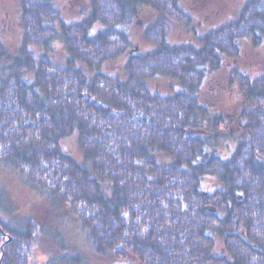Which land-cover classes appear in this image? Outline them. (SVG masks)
<instances>
[{"label": "trees", "instance_id": "16d2710c", "mask_svg": "<svg viewBox=\"0 0 264 264\" xmlns=\"http://www.w3.org/2000/svg\"><path fill=\"white\" fill-rule=\"evenodd\" d=\"M53 1L18 0L19 47L9 54L0 42V166L73 219L99 257L138 264H264V124L251 117L262 112L264 76L235 82L245 99L242 115L252 124L238 132L226 161L204 153L196 132L205 111L193 97L204 77L201 67L215 70L220 54L237 56L239 37L264 36V0L246 3L236 20L208 32L197 47L165 42L166 19L188 25L177 0H90L86 17L68 26ZM141 7L158 15L144 33L154 49L130 55L123 80L101 74L128 47L115 27ZM56 21L60 32L47 26ZM95 25L103 29L91 35ZM55 37L68 56L64 68L47 57L34 59L29 50L47 55ZM156 76L186 93L151 94L146 81ZM214 119L206 141L230 137ZM74 133L80 164L61 147ZM157 154L168 162L158 163ZM204 176H215L222 190L204 195ZM208 203L221 216L205 210ZM37 233L31 221L12 226L0 216V264H28ZM213 237L227 256L212 254Z\"/></svg>", "mask_w": 264, "mask_h": 264}, {"label": "rangeland", "instance_id": "374dc122", "mask_svg": "<svg viewBox=\"0 0 264 264\" xmlns=\"http://www.w3.org/2000/svg\"><path fill=\"white\" fill-rule=\"evenodd\" d=\"M90 0H54L52 2L58 10L60 19L65 25L81 22L87 15ZM250 0H177L180 12L188 17L186 27L179 26L172 20H165V42L170 46L191 45L198 46L197 40L208 32L215 31L238 18L240 10ZM158 18L156 11L149 7H141L136 15L129 16L124 23L115 27L121 32L128 43L125 52L117 59L106 62L100 73L111 78L123 80L124 67L130 55H142L151 52L154 44L144 37L146 29ZM48 27L60 32L58 22L47 24ZM101 25H95L91 35L102 30ZM20 7L18 0H0V42L7 53L15 54L21 40ZM256 40V41H255ZM248 36L236 39L237 56L219 55V68L201 67L203 80L193 95L196 103L205 111V118L198 115L197 123L202 126L201 132H196L205 145L206 154H214L226 161L235 152V135L223 139L211 140L204 138L211 128L208 121L225 120L228 133L234 132L237 115L241 113L244 96L235 84L237 78H248L249 81L261 78L264 75V36L258 38ZM50 53H44L35 47L29 50L34 59L47 57L59 68L66 67L67 53L59 37L51 41ZM75 68L84 75L91 74L81 64L76 62ZM235 80V81H234ZM146 87L151 94L168 97L174 92L186 93L173 80L156 76L146 81ZM260 109H264V103ZM255 119L254 116H251ZM248 118V120H252ZM222 121V120H221ZM261 120H258V122ZM243 123V121H241ZM223 124L222 122H220ZM257 124V123H256ZM261 126L260 124H257ZM259 126V127H260ZM204 131V132H203ZM63 151L79 164L81 156L76 147L75 133L61 142ZM155 160L159 163L168 162L161 154ZM201 159H198L200 161ZM264 165V155L260 159ZM0 190L3 194L4 213L1 219L12 226H19L25 221H31L39 230L37 243L31 252L28 264H138L134 260H120L116 258H102L95 254L87 242L85 233L78 224L66 213L53 207L37 190L27 186L14 172L0 166ZM199 190L204 195H213L221 191L222 187L215 176H204ZM215 209L213 204L206 205ZM205 206V210L208 209ZM216 215H220L214 211ZM214 247L212 254L216 257L227 256L223 242L213 237Z\"/></svg>", "mask_w": 264, "mask_h": 264}, {"label": "flooded vegetation", "instance_id": "af4514ba", "mask_svg": "<svg viewBox=\"0 0 264 264\" xmlns=\"http://www.w3.org/2000/svg\"><path fill=\"white\" fill-rule=\"evenodd\" d=\"M250 1H251V0H250ZM250 1H249V2H250ZM261 36H262L261 34H258L257 38L260 39ZM263 76H264V75H263ZM245 78H246V77H245ZM247 79H248V78H247ZM250 114H252V113H250ZM250 114H248V115H250ZM245 115H247V114H245ZM252 115L261 118V119H260V120H262L261 122H260V121L258 122V118H257V123H258V124H260V123H261V125L264 124V109H262V112H261V113H260V112H259V113L256 112V113H253ZM216 118H217V117H216ZM248 118H249V117H248ZM248 118H246V116L242 115V112L240 113V115L238 114L237 117H236L237 120H236V122H235L236 125H234V127H235L234 132H230V133H228L227 126H226V123H225V120H223V119H221L222 121L219 120L218 125H219V126H222L223 128H225L226 131H227V133L230 134L231 136H232V135L237 136L238 132H240L245 126H247V127L250 126V127H251L250 124H252V122L249 121ZM249 119H250V118H249ZM241 121H243V123H242ZM220 122H222L223 124H221ZM235 139H236V137H235ZM236 141H237V140H236ZM236 146H237V144H236ZM235 149H236V147H235ZM259 161H260V160H259ZM263 166H264V165H263Z\"/></svg>", "mask_w": 264, "mask_h": 264}, {"label": "water", "instance_id": "95a60500", "mask_svg": "<svg viewBox=\"0 0 264 264\" xmlns=\"http://www.w3.org/2000/svg\"><path fill=\"white\" fill-rule=\"evenodd\" d=\"M206 208L208 209V211H210V212H214L215 211V209L213 208V207H211V206H206Z\"/></svg>", "mask_w": 264, "mask_h": 264}]
</instances>
